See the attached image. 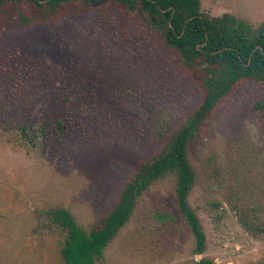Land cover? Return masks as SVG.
<instances>
[{
	"label": "rangeland",
	"instance_id": "obj_1",
	"mask_svg": "<svg viewBox=\"0 0 264 264\" xmlns=\"http://www.w3.org/2000/svg\"><path fill=\"white\" fill-rule=\"evenodd\" d=\"M199 1L208 16L264 23V0ZM105 3L24 25L15 5L0 8V264H64L67 232L51 212L86 232L99 227L203 99L140 17ZM186 155L203 253L169 174L138 197L94 264H264V84L239 83Z\"/></svg>",
	"mask_w": 264,
	"mask_h": 264
},
{
	"label": "trees",
	"instance_id": "obj_2",
	"mask_svg": "<svg viewBox=\"0 0 264 264\" xmlns=\"http://www.w3.org/2000/svg\"><path fill=\"white\" fill-rule=\"evenodd\" d=\"M91 1L0 0V8L5 3L15 5L18 21L24 25L56 19L61 16V10L77 3L81 10H88ZM22 2L28 3L27 9L31 7V12L20 7ZM107 3H113L130 17H140L147 31L156 34L163 48L175 53L182 70L197 80L203 99L160 152L141 163L131 174L120 190L117 204L99 227L86 232L66 211L51 212L55 223L67 232L60 251L63 263L94 264L128 220L138 197L169 174L177 177V204L195 239V252L202 254L205 236L187 201L194 183V173L187 161V146L198 136L219 102L239 83L253 80L264 84V23L253 28L228 13L208 16L200 10L199 0H107ZM56 129L62 131L63 125L58 123ZM198 264L212 263L201 260Z\"/></svg>",
	"mask_w": 264,
	"mask_h": 264
},
{
	"label": "water",
	"instance_id": "obj_3",
	"mask_svg": "<svg viewBox=\"0 0 264 264\" xmlns=\"http://www.w3.org/2000/svg\"><path fill=\"white\" fill-rule=\"evenodd\" d=\"M107 0H99V1H91L90 4L93 7H98L101 6L102 4H104Z\"/></svg>",
	"mask_w": 264,
	"mask_h": 264
}]
</instances>
